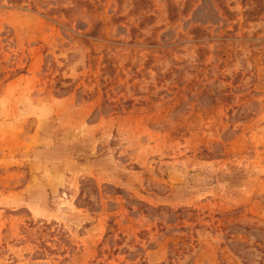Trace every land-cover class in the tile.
Masks as SVG:
<instances>
[{
	"label": "rangeland",
	"instance_id": "1",
	"mask_svg": "<svg viewBox=\"0 0 264 264\" xmlns=\"http://www.w3.org/2000/svg\"><path fill=\"white\" fill-rule=\"evenodd\" d=\"M25 1L0 0V264H264V0Z\"/></svg>",
	"mask_w": 264,
	"mask_h": 264
},
{
	"label": "trees",
	"instance_id": "2",
	"mask_svg": "<svg viewBox=\"0 0 264 264\" xmlns=\"http://www.w3.org/2000/svg\"><path fill=\"white\" fill-rule=\"evenodd\" d=\"M10 4H14V5H21L24 2H26L25 0H7ZM147 2V0H136V5L138 4H145ZM34 10H36V8H33ZM257 9H260V11H257ZM262 11H264V8H262V6H258L255 9L252 10H247L245 12V16L247 20H255L258 18V16L262 13Z\"/></svg>",
	"mask_w": 264,
	"mask_h": 264
}]
</instances>
